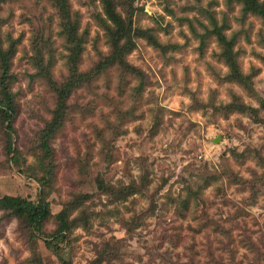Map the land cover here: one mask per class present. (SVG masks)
<instances>
[{"label": "rangeland", "instance_id": "374dc122", "mask_svg": "<svg viewBox=\"0 0 264 264\" xmlns=\"http://www.w3.org/2000/svg\"><path fill=\"white\" fill-rule=\"evenodd\" d=\"M68 2L84 40L77 72L90 73L110 51L102 1ZM115 3L160 47L136 38L125 59L141 75L108 67L65 101L51 140L52 218L42 233L55 230L53 216L80 194L89 195L81 206L88 221L54 252L45 244L51 237L0 210V264H264L263 21L227 0H151L144 10L131 0ZM63 23L55 0L0 3V45L12 50L16 105L13 131L0 123V197L37 198L26 167L36 162L40 132L56 108L52 82L72 77ZM215 28L232 40L249 86L228 79ZM235 101L259 120L227 111ZM97 180L137 183L138 191L116 200Z\"/></svg>", "mask_w": 264, "mask_h": 264}, {"label": "trees", "instance_id": "16d2710c", "mask_svg": "<svg viewBox=\"0 0 264 264\" xmlns=\"http://www.w3.org/2000/svg\"><path fill=\"white\" fill-rule=\"evenodd\" d=\"M3 0H0V3ZM104 14L107 22L105 23V35L107 38L110 51L95 70L90 73L77 72V62L83 49V37L77 32V22L72 20L68 0H55L56 6L64 21L63 32L67 37L70 49L69 67L72 77L63 83L52 82V89L56 92V108L53 116L41 130L38 138L39 153L34 156L36 162L26 167V171H32L34 180L38 184L37 198L35 201L28 200L20 196L4 195L0 197V210L7 212L10 216L22 220V222L31 231L38 235H42L44 224L52 218L50 202L48 201L51 181L54 176L53 149L51 140L60 129L63 119L66 116V104L69 94L72 90L79 86L84 80L90 79L91 75L98 71H103L108 67L117 66L122 72H130L141 75L140 70L128 64L125 57L135 47V39L143 38L151 45L160 47L150 30L138 29L133 27L131 14L127 17L121 16L116 11L115 0H101ZM228 3H239L242 5L241 11L243 15L253 14L258 16L264 23V2L261 0H227ZM135 4L136 0H131ZM136 7V5H135ZM144 10V4L137 8ZM213 33L217 36V41L221 47L219 56L223 59L229 68L228 79L244 86L250 85L249 76L241 73L236 57V52L232 48V40H228L218 28ZM12 50H2L0 45V123L7 132L13 131V122L16 114V105L14 94L10 88V59ZM47 71V70H46ZM238 110L240 112L249 113L256 118V110L235 101L227 105V111ZM249 111V112H248ZM11 136V135H10ZM9 136V139H10ZM6 153L13 160L15 165H19V152L10 145L5 148ZM30 173V172H28ZM145 180H142L144 183ZM98 190L113 199L125 200L131 194L137 192V183L123 186H115L105 183L103 180H97ZM89 199V195L80 194L74 203L68 202L63 208L53 216L56 222L55 230L49 234H43L45 237H51L45 240L46 247L54 252L61 250L60 241H66L71 229H73L79 221L87 223L89 214L81 209V206ZM80 211L77 217H71V214ZM63 264H68L63 262Z\"/></svg>", "mask_w": 264, "mask_h": 264}, {"label": "built area", "instance_id": "2783aa9c", "mask_svg": "<svg viewBox=\"0 0 264 264\" xmlns=\"http://www.w3.org/2000/svg\"><path fill=\"white\" fill-rule=\"evenodd\" d=\"M150 1L151 0H136L135 5L138 6L139 4V6H141L142 4H144V9H145L147 6L146 4H149Z\"/></svg>", "mask_w": 264, "mask_h": 264}]
</instances>
